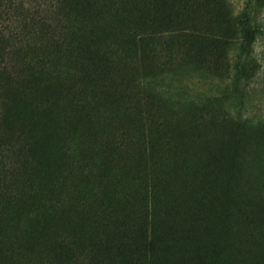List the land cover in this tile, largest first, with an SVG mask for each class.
I'll list each match as a JSON object with an SVG mask.
<instances>
[{
    "label": "trees",
    "instance_id": "obj_1",
    "mask_svg": "<svg viewBox=\"0 0 264 264\" xmlns=\"http://www.w3.org/2000/svg\"><path fill=\"white\" fill-rule=\"evenodd\" d=\"M199 33L162 0H0V264H171L186 238L198 264H264L259 152L211 225L181 206L210 123L142 101Z\"/></svg>",
    "mask_w": 264,
    "mask_h": 264
},
{
    "label": "rangeland",
    "instance_id": "obj_2",
    "mask_svg": "<svg viewBox=\"0 0 264 264\" xmlns=\"http://www.w3.org/2000/svg\"><path fill=\"white\" fill-rule=\"evenodd\" d=\"M162 1L178 8L200 30V43L190 63L153 79L159 92L153 93L151 103L142 101L146 111L165 117L170 126L210 123L209 130L197 132L200 143L193 150L200 162L191 179L196 195L181 206L204 209L206 221L215 225V215H222L229 201L243 194V183L235 180L250 147L259 152L264 177V0ZM181 213L172 212L174 223L177 215L184 218ZM181 222L174 231L189 234L188 223ZM189 243L186 238L182 248L187 250L174 252L171 264H198Z\"/></svg>",
    "mask_w": 264,
    "mask_h": 264
}]
</instances>
